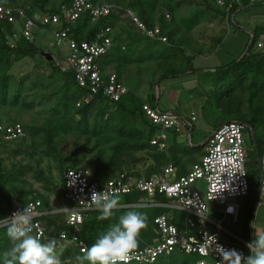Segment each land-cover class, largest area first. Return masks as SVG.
Wrapping results in <instances>:
<instances>
[{
	"label": "built area",
	"instance_id": "2783aa9c",
	"mask_svg": "<svg viewBox=\"0 0 264 264\" xmlns=\"http://www.w3.org/2000/svg\"><path fill=\"white\" fill-rule=\"evenodd\" d=\"M243 1L232 0L227 6L223 0H213V3L216 8L228 12L232 3L241 6ZM246 1L249 5L264 3V0ZM56 9V12H50L49 9H32L29 5L8 6L0 3V23L10 26V30L5 33L6 45L10 49L16 48L21 40L34 42L39 32L50 33L58 53V57L53 59L55 66L61 72H72L77 85L87 90L76 106L87 104L98 95L117 102L128 91L114 71L106 73L99 65V59L113 46L112 35L115 29L99 31L90 42H77L72 38L70 30L81 15L88 14L94 23L111 13L118 14L121 20L128 19L137 32L146 38L167 44V38L161 35L157 26L146 29L133 11L111 0H72L69 5ZM163 14L169 20V14L166 11ZM261 52L264 57V50ZM142 112L148 125L157 130L150 144L164 152L175 136L182 135L195 122L192 113L186 118L147 103L143 104ZM249 130L246 124L238 121L226 122L213 129L207 137L203 156L181 176L176 175V168L171 162L149 179L123 173L101 181L94 179L92 169L82 166L67 169L62 176L63 194L56 202H50L45 207L41 199L30 197L23 205H12L7 216L1 219L10 217L24 206L32 205V234L43 239L46 236L44 219L61 216L70 232H60L53 239L82 253V249L87 248L79 237L82 225L92 212L99 211L91 203L93 191L109 194L116 191L119 196L138 193L140 195L136 204L130 206L180 212L184 215V223L183 229L179 230L168 215L157 216L154 219L157 238L150 245L136 249L127 264H150L158 257L174 252L197 257L195 264H228V258L222 256L223 252L236 250L247 256L245 249L248 250V242L228 231L223 224H238L241 206L237 199L248 195L247 150L244 145ZM24 134L22 124L0 122L1 142L13 143L24 137ZM258 167L261 199L264 197V155ZM198 181L205 185L203 194L194 186ZM0 229L6 227L0 225ZM61 234H64V238ZM73 237L76 239L73 240Z\"/></svg>",
	"mask_w": 264,
	"mask_h": 264
},
{
	"label": "rangeland",
	"instance_id": "374dc122",
	"mask_svg": "<svg viewBox=\"0 0 264 264\" xmlns=\"http://www.w3.org/2000/svg\"><path fill=\"white\" fill-rule=\"evenodd\" d=\"M16 1L28 2L30 0ZM61 1L50 0L49 3L52 7H56ZM163 1L167 2L168 0ZM171 1L174 2L175 0ZM188 1V4L177 11V14L182 18L177 25L178 35H174L176 33L173 31L170 34L176 37V47H180L185 56L199 54L200 57H195L193 61L196 68L206 71L240 57L248 40V35H252L255 28L261 31L255 50L262 53L261 51L264 50V6L251 8L249 11L236 15L235 21L239 23L240 29H235L230 25L226 16L223 17L225 20L220 19V23L217 25L210 24V21L207 22L204 17L200 18L196 24L190 25L188 22L196 12L200 11L203 12L202 15H205L209 13V10L204 7V0ZM169 17L172 20L170 14ZM200 24L203 25L200 26ZM117 25L115 31L126 41V32L128 31L126 19L121 20ZM166 28L168 29L167 25H165ZM180 33L181 35H179ZM186 35L188 36L186 37ZM222 42L223 45L217 51L212 49L211 46L217 47ZM36 44L45 53H52L53 59L58 57L49 32H39L36 36ZM169 45L165 44L164 46ZM189 45L192 49H200V51L186 52L185 47ZM207 48H211L213 51L211 49L208 51ZM145 51L152 56L147 62L128 64L122 68L121 72L125 74L122 76L123 84L139 96L152 93L156 99L158 98L156 104L159 110L175 112L186 116V118H189L191 113L194 115L195 122L189 125V128L193 127V133L188 134L189 130L185 131L177 139L178 143H182L183 149L190 151L189 157L194 161L201 156V153H198L196 149L205 146L212 128L218 124L234 120L230 115H227V108L228 110L239 109L240 115H245L252 106L251 115L256 117L257 122L254 123L253 130H249L244 146L249 156L248 168L252 171L255 180L254 169L256 165L254 162H257V158L255 157L253 141L254 138L259 137V134H261V138H264V89L261 94L255 93L256 96L252 99L244 87L242 91H236L233 94L232 103H230L231 97H224L221 94L225 87H221L218 80L217 83H213L212 80L208 82L207 78L203 77L197 82L196 76L189 79L183 78L185 76L160 79L162 72L185 71L188 63L179 50L168 52L163 46L157 44L154 47L146 48ZM163 53L165 54L163 55ZM158 55L160 58H157ZM38 63L41 64L40 56L24 59L12 66L10 73L13 79L9 85V96L17 93L19 87V103L23 101L33 103V108L31 110L20 107L3 108L2 113L8 118L1 120L3 123H20L24 126L38 127L43 125L45 119H55L63 115L62 104L66 96L60 88L61 78L55 75V78L50 79V69L46 65H39ZM24 77L27 78L19 85L18 82ZM97 111L98 106H95V113ZM94 114L89 119L90 123ZM109 146L101 139L75 132L58 134L48 141L43 132L34 134L27 131L24 137L19 140L0 147V206L4 205L2 195H9L12 205H14L34 196V194L25 196L24 193L28 191L46 195L50 202H56L57 189L61 181L58 159H66L78 149L81 150H78L70 160L63 163L62 169L73 165L92 169L98 154L101 152L102 165L107 167L104 169L106 174H114L121 170L135 172L143 177L147 172L151 173L149 169L154 165V162L150 159V152L126 153L121 157H115L113 161L115 163H111L112 151ZM192 159L189 161L192 162ZM186 161H184V165ZM39 174H41L42 180H38ZM256 183L257 186L254 189L258 187L259 193V181ZM194 186L200 193H204L205 185L202 181L196 182ZM237 201L243 208L245 198H239ZM223 226L245 242L252 241L255 232L264 233V197L258 198L250 226L244 228L243 215H240L238 224L233 225L225 222ZM240 246L243 247L242 244ZM65 247V243L57 241L56 251L60 259ZM245 253L249 255V251L246 249ZM75 258L68 257L62 262L63 264H77Z\"/></svg>",
	"mask_w": 264,
	"mask_h": 264
},
{
	"label": "trees",
	"instance_id": "16d2710c",
	"mask_svg": "<svg viewBox=\"0 0 264 264\" xmlns=\"http://www.w3.org/2000/svg\"><path fill=\"white\" fill-rule=\"evenodd\" d=\"M71 1L72 0H62L56 7H52L50 5V0H30L28 2L0 0V3L8 6L18 4L29 5L32 9H38L41 11L49 9L50 12H56L57 7L69 5ZM111 1L125 9H130L133 11L138 17L139 21L142 22L146 27V29H152L157 26L161 32V35H164L168 40L166 45H170L165 47V44H161L157 41L146 38L143 34L137 32L134 25L127 19L126 23L128 31L126 32V41L124 40L125 38L123 39L120 34L117 33V31L114 32L112 35V48L106 55L99 59V65L102 71H105L108 67L113 66L117 78L119 79L124 66L128 64H140L147 62L152 56L147 54L145 49L159 44L164 47L165 51L168 50V52L179 50L184 60H186L188 63V65L185 67V71L162 72L160 74V79L177 78L184 76L187 73H204L208 82L212 80L211 82L217 83L218 80L220 86L225 87V90L221 94H223L224 97H231L229 100L230 103H232L231 100L233 94L236 91H242L244 87L248 90L252 99L256 96L255 93H262L264 89V57L261 53L254 50L258 36L261 34L260 30L255 28L253 34L248 35V40L240 57L235 58L224 65L204 71L192 66L193 58L191 56H185L182 49L180 47H176L174 37L171 36L172 34L167 32L165 29L167 20L164 17L163 11H166L171 15L176 9L188 4V0H175L174 2L171 0H168L167 2H164L163 0ZM231 1L232 0H223L226 6ZM263 6L264 3L249 5L247 1L244 0L241 6L232 3L228 12H225L224 10L216 8L214 6L213 0H204V7H206L209 12H214L221 17L226 16L230 25H232L235 29H240L239 23L235 21L236 15L249 11L251 8ZM202 14L203 12H196L190 18L188 23L190 25L196 24L200 17H202ZM123 20L124 19H122V21ZM120 21L121 19L118 14L115 15L111 13L107 17H102L92 23L88 14H83L71 28L70 33L72 38H74L77 42H90L93 40L95 35L99 33V31L105 28H113L116 30V27L118 26L117 24H119ZM9 30V25L0 23V109L8 107H20L21 109L31 110L33 108V103H26L24 101L19 103V87L17 89V93L9 96V85L10 81L13 79L10 73L12 66L24 59H33L36 56H40V63L46 65L50 69V79L55 78V75L61 78L60 88L63 94L66 96L62 104L64 113L61 117L55 119H45L43 125L38 127L22 125L25 133L27 131L34 134L43 132L45 133L48 141L58 134H67L70 132L79 133L91 138L101 139L110 145L109 148L112 151L111 163L114 161L115 157H121L126 153L142 151H148L151 153L150 159L154 162V165L149 169L151 170V173L147 172L146 175L141 177L138 175V173L121 170L110 175L104 173V169L107 167L102 165V153L100 152L96 159L95 166L92 168L93 176L96 180H110L111 178L123 173L136 178L149 179L153 175L159 173L161 169L170 162L176 168L177 176L187 173L186 164L187 162H190L189 160L192 158L189 157L190 151L181 147L182 143H178L176 141L172 142L166 152L160 151L156 146H152L150 144V141L156 135L157 130L148 125L142 112V106L144 103H147L153 107H156L157 99L153 94L149 95L147 99L141 100L132 91H127V93L117 102L108 101L101 95H98L89 103H81L79 106H76V104L86 95L87 90L77 85L74 80L73 73L70 71L61 72L60 69L55 66L53 60H47L44 57V54L46 53L38 47L36 40L34 42L21 40L17 44L16 48L10 49L6 45L5 40V33ZM132 49L134 50L132 51ZM47 54L52 57V53L47 52ZM164 54L165 53H163V55ZM157 58H160V56L158 55ZM26 78L27 77L20 79L18 84L21 85ZM95 106H98V111L96 113ZM251 108L252 106H250V110L245 115H240L239 109L228 110L227 108L226 111L227 115H230V117L234 119L231 121L242 122L246 124L250 130H253L254 123L257 122V119L254 115H251ZM93 114L94 118L90 123L89 119ZM0 122L2 121L0 120ZM219 125L221 124L214 126L213 129ZM260 136L261 134H259V137L254 138L253 141L255 157L257 158V162H254L256 165L254 169L256 181L254 180L252 171H250L248 168L249 156L247 152L246 173L249 191L244 202V228H246L248 225L250 226V222L258 204V187L255 189L254 187L257 186L256 182L260 181V170L258 164L260 158L264 155V138H261ZM6 144L7 143L0 141V147L5 146ZM78 150L74 151L66 159H58L60 163L59 172L61 175V181L57 189V199H59V197L63 194V173L67 169L78 167V165H73L62 169V165L66 161L70 160ZM196 151L201 153L200 157H202L204 154V146L199 147L196 149ZM185 160L187 161L184 165ZM38 180H42L41 174H39ZM29 194H34L33 197L41 199L45 207L50 204V200L46 195L30 191L24 193L25 196ZM139 195L140 194L138 193H133L120 196L121 204L128 207L120 208L119 210L114 211L113 216L107 220H100L98 218L101 214L99 211L92 212L90 217L83 223L79 233V237L82 242L85 243L86 247H91L96 239L101 234L106 232L111 224L118 222V218L127 211H136L147 216L148 227L140 233L139 247L137 249L150 245L153 240L157 238L154 219L159 215H168L169 220L174 223L179 230L183 228L184 215L180 212H171L164 208H138L130 206L136 204ZM2 198L4 205L0 206V219L7 216L8 212L12 208V201L9 195H2ZM26 201L27 200L21 201L19 204L23 205ZM43 224L46 229V236L45 238L40 239L42 243H46L47 241L53 239L60 232H70V230L64 225L63 218L61 216L44 219ZM10 247L11 241L7 236L6 229H0V264H3L2 253ZM78 255H82L79 250L72 246H66L61 253V260H65L68 257H76ZM196 260L197 257L195 256L174 252L169 255L160 256L150 264H195Z\"/></svg>",
	"mask_w": 264,
	"mask_h": 264
},
{
	"label": "clouds",
	"instance_id": "9594fccd",
	"mask_svg": "<svg viewBox=\"0 0 264 264\" xmlns=\"http://www.w3.org/2000/svg\"><path fill=\"white\" fill-rule=\"evenodd\" d=\"M91 203L101 213L100 220L111 218L114 211L124 207L118 192L111 194L93 191ZM33 206H24L10 217L0 219L6 227L11 247L2 253L3 264H63L57 255V241L46 243L34 236ZM148 227L147 216L136 211H127L111 224L106 232L76 256L77 264H127L131 254L139 247L140 233ZM64 238V234H61ZM76 238L73 237V240ZM250 255L236 250L223 252L228 264H264V233H254V239L246 244Z\"/></svg>",
	"mask_w": 264,
	"mask_h": 264
},
{
	"label": "crops",
	"instance_id": "0c3cea01",
	"mask_svg": "<svg viewBox=\"0 0 264 264\" xmlns=\"http://www.w3.org/2000/svg\"><path fill=\"white\" fill-rule=\"evenodd\" d=\"M177 11H180L179 9L178 10H176L175 12H173L172 14H171V18H172V20L170 19V17H169V20H167V23H166V25H167V27H168V29L166 28V31H168V30H170L169 31V33H171V31H173V32H175L176 34H174V35H178V31H176V30H178V27H177V25H179V21H181V17L177 14L178 12ZM202 17H204V20H206L207 22L208 21H210V24H219L220 23V19L221 20H225V18H223V17H221L220 15H217V14H215L214 12H209V13H206L205 15H202ZM202 17H200V18H202ZM203 24H200V26H202ZM173 35V34H172ZM179 35H181V33L179 34ZM188 35H186V37H187ZM174 37V36H173ZM174 40H176L177 41V39H176V37H174ZM222 41V40H221ZM220 43V42H219ZM223 45V42H222V44H218V46L217 47H215V46H211L212 47V49H215L216 51L218 50V48L219 47H221ZM208 49V48H207ZM211 49V48H210ZM210 49H208V51H210ZM211 49V50H212ZM185 51L186 52H193V51H200V49H192L191 48V46L189 45V46H187V47H185ZM213 51V50H212ZM215 52V51H214ZM216 53V52H215ZM199 54H197L196 56L195 55H193V56H191V55H189V56H191L192 58H193V60H192V65H193V67L194 68H196L195 66H194V63H193V61H194V58L195 57H200V56H198ZM113 66H110V67H108L106 70H105V72L107 73V72H109V71H113ZM197 69H201V68H197ZM201 70H203V69H201ZM205 71V70H204ZM122 76H125V74H123V72H121V76H120V81H121V83L123 84V80H122ZM185 77H183V78H193V77H195L196 76V78H197V82H198V80H200V79H202L203 77H205V75H204V73H198V75H196V74H185L184 75ZM189 76H191V77H189ZM124 85V84H123ZM151 88V87H150ZM128 91H130L128 88H126ZM133 92V91H132ZM137 97H139L141 100H145V99H147L148 97H149V95H151L152 93H145L143 96H139L136 92H133ZM157 100H158V98H157ZM156 108H159L158 106H157V104H156ZM4 111V109H0V120H7L8 118L5 116V114H3L2 112ZM173 111V110H172ZM183 116V115H182ZM184 117H186V116H184ZM188 130H189V133L188 134H190V133H193V131H194V129H193V127L191 126L190 128H188ZM187 130V131H188ZM212 130H213V128H212ZM211 130V131H212ZM210 131V132H211ZM209 132V133H210ZM209 135V134H208ZM190 136V138H191V135H189ZM177 139H178V136H175V138H173V141L172 142H178L177 141ZM200 158L201 157H199L197 160H195V161H193V162H187V164H186V171L188 172V170L190 169V167H191V165L192 164H194V163H196V162H198L199 160H200ZM240 204V203H239ZM244 210H245V208L243 207L242 208V206H241V211H240V215H243V218H244ZM240 215H239V219H240ZM253 237V236H252ZM253 239V238H252Z\"/></svg>",
	"mask_w": 264,
	"mask_h": 264
},
{
	"label": "water",
	"instance_id": "95a60500",
	"mask_svg": "<svg viewBox=\"0 0 264 264\" xmlns=\"http://www.w3.org/2000/svg\"><path fill=\"white\" fill-rule=\"evenodd\" d=\"M44 57L47 59V60H53V58L49 55V54H44Z\"/></svg>",
	"mask_w": 264,
	"mask_h": 264
}]
</instances>
